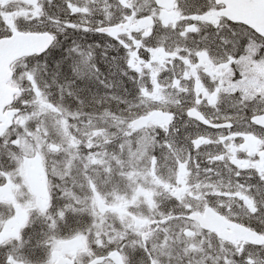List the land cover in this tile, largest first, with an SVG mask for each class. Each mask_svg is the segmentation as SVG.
<instances>
[{
	"label": "snow or ice",
	"instance_id": "obj_1",
	"mask_svg": "<svg viewBox=\"0 0 264 264\" xmlns=\"http://www.w3.org/2000/svg\"><path fill=\"white\" fill-rule=\"evenodd\" d=\"M0 264H264V0H0Z\"/></svg>",
	"mask_w": 264,
	"mask_h": 264
}]
</instances>
